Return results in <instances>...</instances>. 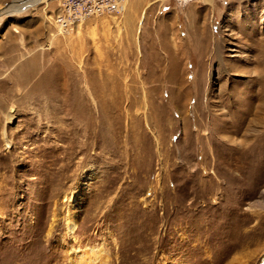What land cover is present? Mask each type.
<instances>
[{
    "label": "rangeland",
    "instance_id": "374dc122",
    "mask_svg": "<svg viewBox=\"0 0 264 264\" xmlns=\"http://www.w3.org/2000/svg\"><path fill=\"white\" fill-rule=\"evenodd\" d=\"M61 1L0 0V264H264V0Z\"/></svg>",
    "mask_w": 264,
    "mask_h": 264
},
{
    "label": "built area",
    "instance_id": "2783aa9c",
    "mask_svg": "<svg viewBox=\"0 0 264 264\" xmlns=\"http://www.w3.org/2000/svg\"><path fill=\"white\" fill-rule=\"evenodd\" d=\"M124 0H62L53 21L65 33L91 16H117Z\"/></svg>",
    "mask_w": 264,
    "mask_h": 264
},
{
    "label": "bare ground",
    "instance_id": "6f19581e",
    "mask_svg": "<svg viewBox=\"0 0 264 264\" xmlns=\"http://www.w3.org/2000/svg\"><path fill=\"white\" fill-rule=\"evenodd\" d=\"M38 1L48 3L49 0H19L18 2L19 4H17L16 6L21 7L23 5L24 7H27L32 4L37 3ZM208 1H211V0H208ZM16 6L15 8H17ZM8 10H9L8 12L22 11L18 9L17 10L8 9ZM120 13H121V10H120ZM77 199H78V196L76 194L72 196V201H76ZM65 220H66L68 234L71 236L74 235L75 230L77 228V224H78V213H77V207L73 203L70 204ZM72 254L73 255L71 256V264H91L89 262H93L94 264H105V260L107 257L106 255L107 253H105L103 250H96L93 248H90L88 250L86 249L83 254L77 251H72ZM84 254H87V256H89L91 259L90 260L85 259Z\"/></svg>",
    "mask_w": 264,
    "mask_h": 264
}]
</instances>
